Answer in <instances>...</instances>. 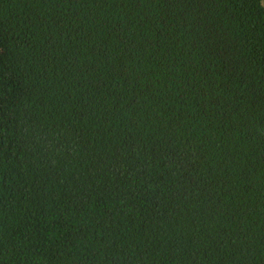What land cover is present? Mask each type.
<instances>
[{"label": "trees", "instance_id": "16d2710c", "mask_svg": "<svg viewBox=\"0 0 264 264\" xmlns=\"http://www.w3.org/2000/svg\"><path fill=\"white\" fill-rule=\"evenodd\" d=\"M0 264H264V0H0Z\"/></svg>", "mask_w": 264, "mask_h": 264}]
</instances>
